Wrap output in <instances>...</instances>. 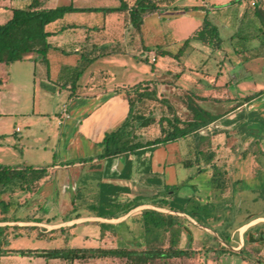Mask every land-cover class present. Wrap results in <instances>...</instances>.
Returning <instances> with one entry per match:
<instances>
[{
	"label": "crops",
	"instance_id": "1",
	"mask_svg": "<svg viewBox=\"0 0 264 264\" xmlns=\"http://www.w3.org/2000/svg\"><path fill=\"white\" fill-rule=\"evenodd\" d=\"M45 1L46 5L43 4V0H40V8L69 3L75 7L85 8L117 7L120 5L119 0H117L118 3L113 2L107 6H79L74 0ZM124 1L128 5L132 4L128 3L127 0ZM230 1L193 0V2L182 5L164 4L166 5L163 8L166 9L163 17L164 22L168 20L167 24L172 26L178 20L189 22L187 28L182 30L184 34L180 35L178 40H182L191 34L207 16L216 26L222 43L224 41L222 36H226V39L232 44L229 46L230 49L225 51L224 59L217 62V66L212 67V70L207 66V61L202 63L200 66L202 77L197 76L196 78L190 75L195 69L192 64L178 68L169 64L171 56H164L168 57L166 65H157L160 57L158 55H156L155 63H149L143 58L145 52L155 53L154 49L145 50V46L151 48L161 46L169 50L165 45L168 43L165 35L170 31L166 25L158 26V28L156 26L157 29L153 30V21H151V28H147L145 16L140 30H137L139 36H130V27L132 26L129 22L128 10L103 13L101 25L104 26L106 33L102 36L90 35L91 33L86 31L87 21L72 19L77 11L67 12L63 17L47 24L49 48L45 59L35 58L34 62L30 60L29 63L33 64L32 68L35 70L38 63H44L43 67L46 71L42 85L46 90H52L60 97H64L65 101L60 105L57 114L65 121V130H74L67 150L73 153L72 149L76 152H83L87 149L88 152L93 153L96 149L100 154L103 151L101 142L105 133L108 130H113L110 128L116 124V128H118L127 115L129 108L126 98L127 90L130 91L134 85L147 80L151 88L157 91L158 98L167 97L171 99L176 94L175 90L181 87L177 84V81L180 80L183 83L187 82L191 88H200V92L194 94L201 97V106L211 112L223 113L219 119L212 123L215 125L210 124V129L205 130L203 134L199 133L203 137H197L201 148L203 147L202 144H206L208 153H216L212 160L207 161L206 164L199 160L197 164L199 170L209 178L213 166H216L226 178L224 188L218 189L208 186L200 190L208 197L205 198V201H209L215 196L217 199L227 200L226 208H229L238 202L244 204L247 201L256 202L262 198V193H258V191L261 186H264V26L261 19L255 14V9L260 8L264 11V0H233L232 3H229ZM27 2L28 0H0V23L10 18L12 8L25 7ZM156 12L151 13L148 17L157 14ZM78 29H82L85 33L78 36L80 35L77 32ZM65 31L73 33L71 36H63ZM222 43L218 49H222ZM189 47L199 50L209 49L213 53L210 46L196 40L191 41ZM27 57L26 54L19 61H26ZM80 58L86 61V65L79 66ZM137 60L151 65V69L148 70V68L139 65ZM214 69H216L215 72ZM34 74L33 71V79L35 78ZM164 75H166V81L162 82L161 77ZM10 79L11 76L8 73V80ZM162 90L164 91L162 92ZM260 91H263L261 95L242 103L235 109H231L232 106L240 102L241 98ZM161 93L166 94L161 96ZM0 137L3 135L0 134ZM174 144L175 150H178V144L175 142L167 143L165 146L153 147L157 152L153 160L152 171L163 172L166 164H170L174 160L180 161L176 156L168 157L165 154V147ZM63 154L67 155L65 152ZM91 156L93 159L89 163L103 162V165L110 169L101 178L100 184L106 186L98 191V202H112L119 198V202L130 203L132 205L129 207H131L144 203L139 202V198H150L155 192L160 193L162 190L160 182L153 183L149 181L150 179L143 180L149 167L144 164L143 157L136 158L133 157L132 153L127 154V160L124 159L122 171L118 172L115 167L119 165L121 155L112 158ZM87 163L82 159L74 160L72 163L53 161L51 166H45L46 174L48 170L55 168H84ZM29 165L33 168H41L34 167L32 164ZM126 168L128 169L127 172L125 171ZM165 174L164 172L163 176ZM170 178L171 176H169L168 181ZM39 180L34 183L37 184ZM79 182L80 179L77 181V186H79ZM175 182L177 181H173L174 185ZM70 186L72 190V184ZM64 189L68 190V186H65ZM159 199L172 200L171 196L159 197ZM96 216H99V213H87L85 215L76 213L77 218ZM107 216L105 218L114 220L122 217V212L110 213ZM127 217L121 221L112 222L111 224L114 226L110 230L101 228V226H86L79 234L69 231L66 237L76 238L78 235L81 239V246L78 247H98L103 241L106 245L107 242L111 243L107 246L141 250L152 240H148L146 235L137 239L129 236L128 231L120 226ZM206 218L212 219L210 216ZM212 220L214 221L215 217ZM89 222L104 223L95 220L80 223ZM185 225H187L186 222ZM243 226L239 229L242 230ZM188 229L192 233L194 241L202 238L190 226ZM101 231L104 232L103 236H101ZM184 237L181 238V247H183ZM186 242L187 239H185ZM8 249L27 248L11 247ZM28 249L40 248L32 246ZM17 255L16 252L8 251L0 257V264L4 263L5 257L10 260ZM31 255L32 253L24 257L29 258ZM204 259H206L205 256L200 258V261H204ZM125 260V258L106 256L94 259H75L73 262L66 261L67 264H124Z\"/></svg>",
	"mask_w": 264,
	"mask_h": 264
},
{
	"label": "rangeland",
	"instance_id": "2",
	"mask_svg": "<svg viewBox=\"0 0 264 264\" xmlns=\"http://www.w3.org/2000/svg\"><path fill=\"white\" fill-rule=\"evenodd\" d=\"M156 1L162 8L158 9L157 14L152 17H148L151 13L145 15L147 18L146 27L151 28V21L154 22L153 30L157 29L158 26H168V31H170L165 35L168 40L165 45L171 52H175L183 41V39L178 40L180 35L184 34L182 30L187 28L189 22L178 20L174 22L173 26L167 24L168 20L164 22L163 17L166 13V9H163L166 6L164 4L182 5L193 2V0ZM74 2H77L79 6H107L113 2L118 3L117 0H74ZM127 2L132 3L133 0H127ZM45 3L46 1L43 0L44 5H46ZM74 16L72 17L74 20L87 21L88 27L86 31L91 33L90 35L102 36L106 33L104 26L101 25L103 21V13L101 11H77ZM130 29V36H139L135 28L130 27ZM77 32L80 34L78 36L85 33L82 29H78ZM72 33L71 31H65L63 36H71ZM222 37L224 38L222 49H213V53H211L209 49L199 50L188 47L179 59L170 57L169 64L178 68L184 67L186 64H192L195 69L189 74L194 78L197 76L202 77L201 64L207 61V66L212 70V67L217 66V62L224 59L225 51L230 49L229 46H232L226 36ZM210 49L212 48L210 47ZM27 56L26 61L16 60L11 63H0V134L3 135V137H0V163L15 168H23L25 163L28 165L32 164L34 167H45L51 166L53 161L72 163V161L78 159L88 163L84 168H55L48 170L44 178L29 187L24 185V183L20 184L19 179H13L6 185H0V222L29 223L0 225V247L7 250V253L10 251L8 248L11 247L28 249V247L33 246L40 248L34 249L29 258L24 257L27 254H18L10 260L5 257L3 264H67L65 259L46 258L35 253L47 252L46 250L62 246H81V239L78 235L76 238L66 237L69 231L79 234L86 226H103V228L110 230L114 225L111 223L89 222L47 229L43 225L32 223L60 225L65 221L76 219L77 212L81 215L100 212H122L123 216L126 209L130 208L129 206L132 204L121 203L119 198L112 201L113 203L110 201L104 203L97 201L98 191L106 186L100 184L101 178L110 169L105 167L103 162L89 163V158L93 157L91 155H98L99 151L96 149L93 153L88 152L87 149L83 152H76V150L72 149L73 153L67 150L74 130H65V121L57 114L61 107L60 105L65 101L64 97H60L52 90H46L42 85L46 71L43 67L44 63H38L36 70L32 68L33 64L29 63L30 60L34 62L37 59V53L30 52ZM227 58H225L226 61ZM145 59L148 61L147 58ZM167 60L168 57L160 56L157 65H166L168 63ZM137 61L139 65L148 68V70L152 67L144 61ZM84 65H86V61L80 58L79 66ZM216 69H214V72ZM33 71L35 73L34 79ZM8 73L11 76L10 80H8ZM165 77L166 75L161 77L162 82L166 81ZM172 80L175 81L174 78ZM177 84L182 88H177L175 96L171 97V99L167 97L158 98L157 91L153 89L155 97H146L141 103L136 104V107H138L137 111L146 115L152 114L155 118H159L162 115L169 116L171 115L167 108V104H169L179 117L186 118L188 116L185 106L187 94L199 93L200 88H191L187 82L183 83L180 80L177 81ZM140 89H147L146 92L150 93L152 88L148 81L144 80L134 85L129 91L132 98L136 97V91H140ZM163 94L161 93V96ZM116 125L110 129L116 128ZM158 132L159 129L156 123L149 127H137L135 129V134L142 140L155 137ZM199 135H188L183 139L173 141L178 144V150H175V144L166 146V156H176L180 161H171L170 164H166L165 171L160 173L152 171L153 160L157 152L153 147L132 153L133 157H143L144 164L149 166L143 180L150 179V182H160L162 185L160 193L155 192L152 197L147 199L139 198L138 201L157 207L176 211L184 209L188 213H194L196 217L194 219L197 222L212 229L226 243L236 249L224 246L230 251H221L217 243L212 241L211 238L205 237L207 232L186 220L187 225L199 233L202 238L194 241L192 235L189 249L192 253L189 257L173 258L167 264H264V241L256 242L246 237L248 233L253 236L260 231L264 237V221L251 225L243 232L242 237H240L239 229L249 220L258 217L264 218V186H261L258 191V193H262V198L256 202L247 201L244 204L238 202L226 208L227 200L217 199L214 196L209 201H205V198L208 197L201 193L200 190L213 186L210 177L208 178L204 172L199 170L195 160L199 155V150H202V154L199 157L203 164L207 162V154L214 156L216 153H208L206 144H202L203 147H200L197 141ZM63 152L67 153V155L63 154ZM127 154L121 155V157L127 160ZM184 160H191L192 164L186 166L182 163ZM127 170L126 168L125 171L127 172ZM164 172L166 174L163 176ZM169 176H171L170 181H168ZM78 179H80L79 186H77ZM174 180L177 181L175 185L173 184ZM70 184H72V190H69ZM65 186H68V190L64 189ZM166 196L176 199L173 202L159 199V197ZM189 197L193 198V202L198 206L197 209L193 208L192 202L191 204L185 203L184 198ZM72 203L74 204L71 205ZM108 204H111L112 207H108ZM207 216L212 217V219L215 217V220L206 218ZM2 218H5V220ZM120 226L128 231L127 234L129 236L136 239L145 235L140 211L128 216ZM184 236L182 234V237ZM227 236H229V240ZM147 238L148 240L157 238L158 241H162L161 243L164 246L168 244V234H164L160 229L149 232ZM184 238L186 239V237ZM185 239H183L182 243L183 248H186ZM101 244L105 245L103 241ZM107 245H111V243L107 242ZM204 256L206 259L212 260L204 259V261H200V258ZM213 259L215 260L213 261Z\"/></svg>",
	"mask_w": 264,
	"mask_h": 264
},
{
	"label": "trees",
	"instance_id": "3",
	"mask_svg": "<svg viewBox=\"0 0 264 264\" xmlns=\"http://www.w3.org/2000/svg\"><path fill=\"white\" fill-rule=\"evenodd\" d=\"M232 1L233 0L229 3H232ZM119 2L120 5L117 7L85 8L75 7L69 3L56 5L54 7L40 8V0H28L25 7L12 8L10 18L0 23V63H11L20 60L30 52L37 53V58L39 59H45L46 52L49 48V43L47 41L49 32L46 30V25L63 17L67 12L101 11L102 13H108L128 10V18L131 26L136 30H140L143 17L146 14L153 13L162 8L156 0H134L131 5H128L124 0H119ZM255 14L261 19L264 26V11L257 8L255 9ZM193 40L208 45L212 49L220 48L222 43V38L219 36L216 26L205 16L201 24L183 39L181 45L175 52L166 50L161 46H155L153 48L145 46V50L154 49L158 56L168 55L179 58ZM146 90L140 89V91H136V97L134 98H132L128 90L126 91V98L129 106L127 115L118 128L105 133L101 142L103 151L98 154L96 158H112L127 153L137 152L149 147H156L157 145H165L169 142L183 139L188 135H199L200 131L214 123L223 115V113H215L207 110L201 106L200 96L188 93L185 103L188 111V116L186 118L179 117L169 104H167V108L171 115H162L159 118H155L152 114L146 115L137 111L138 107H136V104L141 103L146 97H155V91L153 89L150 90V93H147ZM262 93L263 91H260L241 98L240 102L232 106L231 109H235L242 103L248 102ZM154 123L157 124L159 129L155 137L142 140L135 134V129L137 127H149ZM199 137L201 138L203 136L199 135ZM198 152L199 155L202 154V150ZM199 155L196 157V164L199 163ZM212 158L213 156L211 154H207L208 162H210ZM92 159L93 158H89V160ZM182 163L187 166L192 164V161L184 160ZM45 175L46 167L33 168L31 165L25 164L23 168H15L0 164V185H6L13 179H19L20 184L24 183V185L29 187L36 180H39ZM210 181L214 188L219 189L226 186L224 173L216 166H213ZM175 199L176 198H173L170 202H173ZM184 201L188 204L192 202L193 208H198L193 202L192 197L184 198ZM108 207H112L111 204H108ZM179 211L196 218L194 213H188L184 209H180ZM140 213L142 215L145 235L148 236L149 232L160 229L164 234H168L167 246L162 245V241H158V239L155 238L148 242L141 250L101 244L98 247H56L46 250L47 252H36L35 254L43 255L46 258H62L69 262H73L75 259H94L115 256L125 258L124 264H167L168 261H171L173 258H180L183 256L189 257L192 253L189 251L192 235L185 225V219L152 209H143L140 210ZM108 214L110 213L101 212L99 216L108 217ZM2 219L5 220V218ZM101 228H103V226H101ZM103 234L104 232L101 231V236H103ZM182 234H184L187 239L186 248L181 247L180 244ZM205 237L211 238L212 241L217 243L221 251H230L222 246L210 234L205 233ZM246 237L256 242L260 240L264 241L262 232L256 233L253 236L248 233ZM10 251L20 255L33 252V250L30 249H11ZM5 253H7V250L0 247V257Z\"/></svg>",
	"mask_w": 264,
	"mask_h": 264
},
{
	"label": "water",
	"instance_id": "4",
	"mask_svg": "<svg viewBox=\"0 0 264 264\" xmlns=\"http://www.w3.org/2000/svg\"><path fill=\"white\" fill-rule=\"evenodd\" d=\"M215 125V124H212V126ZM211 128V125L210 126H207L206 129H203L202 131H200L201 134H203V132L207 129H210ZM123 163H124V158L123 157H119V162L116 167H115V170L118 171V172H121L122 171V166H123ZM69 190H71V188H69ZM143 209H152V210H156L158 212H162V213H168V214H173L175 216H178V217H181V218H184L185 220L191 222L192 224H194L195 226H197L198 228L204 230L205 232L211 234L212 236L215 237V239L220 242L223 246H226V247H229V248H232V249H236V248H233L232 246H230L228 243H226L216 232H214L212 229L208 228L207 226H204L202 224H200L199 222H197L193 217H191L190 215L184 213V212H180V211H176V210H172V209H167V208H163V207H157V206H154L152 204H149V203H142V204H139V205H136V206H133L131 207L130 209L126 210L125 211V214L120 217V218H117V219H114V220H111L110 218H105V217H102V216H96V217H88V218H76V219H73V220H69V221H65L63 224H60V225H46V224H40V223H32V224H39V225H43L45 227H47V229H53V228H57V227H62V226H65V225H74L76 223H80V222H84V221H89V220H95V221H100V222H104V223H112V222H118V221H121L122 219H124L125 217H127L128 215L136 212V211H140V210H143ZM259 221H264V218L262 217H259V218H255L253 220H251L250 222L244 224V227L242 230H240V237H242V234L243 232L251 225L259 222ZM13 223H18V222H3L1 221L0 222V225H6V224H13ZM18 224H29V223H25V222H20Z\"/></svg>",
	"mask_w": 264,
	"mask_h": 264
},
{
	"label": "built area",
	"instance_id": "5",
	"mask_svg": "<svg viewBox=\"0 0 264 264\" xmlns=\"http://www.w3.org/2000/svg\"><path fill=\"white\" fill-rule=\"evenodd\" d=\"M144 58H147L149 62H155L156 61V54L154 52L148 51L143 54ZM63 112H65V109H63Z\"/></svg>",
	"mask_w": 264,
	"mask_h": 264
},
{
	"label": "flooded vegetation",
	"instance_id": "6",
	"mask_svg": "<svg viewBox=\"0 0 264 264\" xmlns=\"http://www.w3.org/2000/svg\"><path fill=\"white\" fill-rule=\"evenodd\" d=\"M213 170V169H212ZM211 175H212V173H211ZM211 178V177H210ZM228 237V240H229V236H227ZM241 249V248H240Z\"/></svg>",
	"mask_w": 264,
	"mask_h": 264
},
{
	"label": "bare ground",
	"instance_id": "7",
	"mask_svg": "<svg viewBox=\"0 0 264 264\" xmlns=\"http://www.w3.org/2000/svg\"><path fill=\"white\" fill-rule=\"evenodd\" d=\"M244 227V226H243Z\"/></svg>",
	"mask_w": 264,
	"mask_h": 264
}]
</instances>
